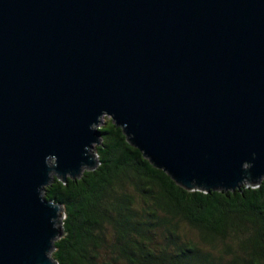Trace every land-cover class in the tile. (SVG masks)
<instances>
[{
    "label": "water",
    "instance_id": "1",
    "mask_svg": "<svg viewBox=\"0 0 264 264\" xmlns=\"http://www.w3.org/2000/svg\"><path fill=\"white\" fill-rule=\"evenodd\" d=\"M102 115L185 189L264 180V0H0V264H55Z\"/></svg>",
    "mask_w": 264,
    "mask_h": 264
},
{
    "label": "trees",
    "instance_id": "2",
    "mask_svg": "<svg viewBox=\"0 0 264 264\" xmlns=\"http://www.w3.org/2000/svg\"><path fill=\"white\" fill-rule=\"evenodd\" d=\"M96 164L40 194L61 205L55 264H264V180L185 189L152 166L107 116ZM238 188V189H237Z\"/></svg>",
    "mask_w": 264,
    "mask_h": 264
},
{
    "label": "rangeland",
    "instance_id": "3",
    "mask_svg": "<svg viewBox=\"0 0 264 264\" xmlns=\"http://www.w3.org/2000/svg\"><path fill=\"white\" fill-rule=\"evenodd\" d=\"M107 116L106 115H102L101 116V118H100V120H102V119H105ZM99 124V123H98ZM97 127V126H96Z\"/></svg>",
    "mask_w": 264,
    "mask_h": 264
}]
</instances>
